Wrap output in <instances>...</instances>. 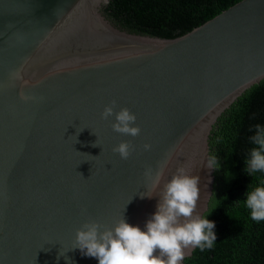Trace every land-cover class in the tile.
<instances>
[{"label": "water", "instance_id": "95a60500", "mask_svg": "<svg viewBox=\"0 0 264 264\" xmlns=\"http://www.w3.org/2000/svg\"><path fill=\"white\" fill-rule=\"evenodd\" d=\"M107 2L0 0V264H99L72 249L77 229L124 216L143 230L181 167L200 177L203 217L212 126L264 79V0L174 39L115 26ZM113 100L136 115L139 136L102 118ZM123 141L136 149L128 160L113 152ZM148 169L162 173L160 187Z\"/></svg>", "mask_w": 264, "mask_h": 264}, {"label": "trees", "instance_id": "16d2710c", "mask_svg": "<svg viewBox=\"0 0 264 264\" xmlns=\"http://www.w3.org/2000/svg\"><path fill=\"white\" fill-rule=\"evenodd\" d=\"M242 0H108L105 17L128 32L174 39L187 34ZM264 126V79L246 90L216 120L208 138L217 156L208 210L215 223L212 248H194L185 264H264V221L251 219L244 201L249 189L264 186V173L245 169L251 137Z\"/></svg>", "mask_w": 264, "mask_h": 264}, {"label": "clouds", "instance_id": "9594fccd", "mask_svg": "<svg viewBox=\"0 0 264 264\" xmlns=\"http://www.w3.org/2000/svg\"><path fill=\"white\" fill-rule=\"evenodd\" d=\"M13 75L16 79L21 78L18 72ZM36 99L35 96L20 93V100L25 103ZM116 107V101L113 100L111 105L104 108L102 118H115L111 127L116 133L139 136L142 129L134 126L136 115L128 108H121L117 112ZM98 140L93 147L100 146ZM251 140L255 147L250 150L245 170L249 174L264 173V126H256ZM151 148V144L143 145L144 151H150ZM135 150L130 141H123L113 148V152L122 160H128ZM218 166L215 155L209 157L205 165L209 170ZM145 176L152 180L153 187H160L161 172L153 176L152 169H148ZM199 184V176L189 175L183 167L179 168L163 184L156 212L147 220L143 230L127 223L124 216L115 222L114 228L92 221L77 229L72 249L78 248L83 255L97 259L99 264H181L186 250L197 247L202 251L210 249L217 240L215 223L196 212ZM246 197L244 203L251 219L258 223L264 221V186L249 189Z\"/></svg>", "mask_w": 264, "mask_h": 264}]
</instances>
